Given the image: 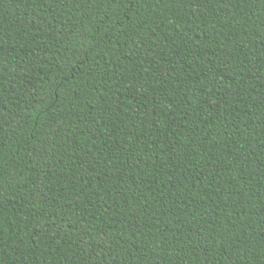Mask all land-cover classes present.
Listing matches in <instances>:
<instances>
[{"label": "trees", "instance_id": "1", "mask_svg": "<svg viewBox=\"0 0 264 264\" xmlns=\"http://www.w3.org/2000/svg\"><path fill=\"white\" fill-rule=\"evenodd\" d=\"M0 264H264V0H0Z\"/></svg>", "mask_w": 264, "mask_h": 264}]
</instances>
